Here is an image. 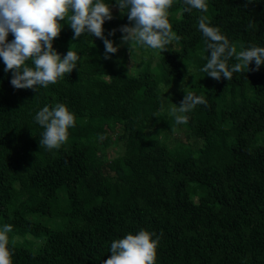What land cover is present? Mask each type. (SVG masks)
Returning <instances> with one entry per match:
<instances>
[{
    "label": "trees",
    "instance_id": "trees-1",
    "mask_svg": "<svg viewBox=\"0 0 264 264\" xmlns=\"http://www.w3.org/2000/svg\"><path fill=\"white\" fill-rule=\"evenodd\" d=\"M104 2L113 15L104 34L118 47L122 33L109 32L130 22L116 0ZM206 3L207 13H189L173 0L168 20L179 39L155 55L134 44L105 59L102 39L73 41L60 21L53 47L63 58L72 45L79 59L47 88L15 89L0 58V230L12 225V264H103L114 240L140 230L159 237L155 264H264V64L230 81L207 76L210 51L198 30L204 14L238 52L264 47V0ZM182 85L206 103L176 125L168 108L184 98ZM57 103L75 126L48 151L34 117ZM172 128L195 138L170 145ZM112 144L119 150L109 158Z\"/></svg>",
    "mask_w": 264,
    "mask_h": 264
},
{
    "label": "clouds",
    "instance_id": "clouds-1",
    "mask_svg": "<svg viewBox=\"0 0 264 264\" xmlns=\"http://www.w3.org/2000/svg\"><path fill=\"white\" fill-rule=\"evenodd\" d=\"M254 0H248V4ZM184 11L193 9L207 13L206 0H183ZM115 5L122 15H126L130 25L109 32L115 36L122 33L121 45H128L132 53L133 45H140L152 50L164 52L168 45L179 39L172 30L168 20V10L173 0H116ZM113 19L112 5L104 0H0V58L5 64V72H12V86L19 89H35L37 85L47 88L55 84L64 75L77 68L79 59L77 53L70 50L61 55L54 49L53 41L59 37L63 25L67 21L75 41L87 33L103 40L105 59L109 54L118 51L113 40L104 34V23ZM254 22L249 21L246 28L251 29ZM198 30L205 38L210 57L201 69L207 76L230 81L233 73H240L255 61L256 70L264 64V47L250 45L242 47L239 52L234 44H230L220 29L210 26L208 17L201 14L198 17ZM11 33L14 39L9 42ZM236 62L231 66L229 61ZM31 62L32 67L27 62ZM185 92L179 106L172 104L168 114L174 117L176 125L187 124V113L197 105L206 101L182 85ZM160 111H164L161 102ZM159 117V112L155 114ZM44 131L41 133L39 145L41 149L52 151L59 149L68 140V130L75 126V116L63 103H57L51 109L44 106L34 117ZM175 131V128H172ZM12 231L11 224H5L0 230V264H12V253L9 250L7 233ZM155 233L140 230L136 234L129 233L122 239L114 240L110 246V257L103 264H155L156 247L159 237L153 239Z\"/></svg>",
    "mask_w": 264,
    "mask_h": 264
},
{
    "label": "rangeland",
    "instance_id": "rangeland-1",
    "mask_svg": "<svg viewBox=\"0 0 264 264\" xmlns=\"http://www.w3.org/2000/svg\"><path fill=\"white\" fill-rule=\"evenodd\" d=\"M118 47L119 48H122L123 47V45H121V43H119L118 44ZM139 52V51H138ZM151 53H153L152 55H155V50H152V52ZM150 53V54H151ZM153 58V57H152ZM153 60V59H152ZM136 62V64H137V61L135 60V59H129L128 60V65L130 66V67H132V66H134V67H136V64L135 65H133L134 63ZM157 126H159V123L157 122V123H153L151 126H150V129H152V128H155V127H157ZM194 137V135L192 134V133H190V132H188V131H180V130H175L174 132L173 131H170L169 132V134H168V138L166 139V141L167 142H169V143H171L170 145H173V143H175V141H179V140H181V141H187V140H190V139H192ZM195 138V137H194ZM118 150H119V147H118V144H112V145H110V146H108L107 148H106V151H107V153H108V157L109 158H111V157H114V156H116L117 154H118ZM121 163L122 164H124V162L123 161H121Z\"/></svg>",
    "mask_w": 264,
    "mask_h": 264
}]
</instances>
